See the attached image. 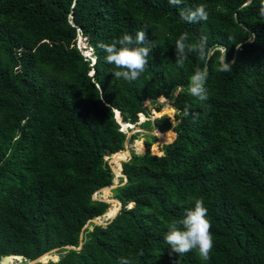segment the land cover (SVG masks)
<instances>
[{"label":"trees","instance_id":"obj_1","mask_svg":"<svg viewBox=\"0 0 264 264\" xmlns=\"http://www.w3.org/2000/svg\"><path fill=\"white\" fill-rule=\"evenodd\" d=\"M260 3L0 0V264H26L56 247L59 259L36 264H118L122 256L131 264H264ZM199 4L207 21L180 18V8ZM137 31L151 49L146 70L117 80L98 43ZM183 32L190 42L206 36V63L194 53L182 68L175 63ZM225 49L231 71L220 72ZM198 66L208 69L206 101L187 91ZM165 102L174 118L161 114ZM127 123L139 129L128 139ZM126 139L127 179L117 175L111 189L122 207L107 224L84 228L111 206L93 196L114 184L109 162L122 157ZM196 199L211 223L208 260L197 250L173 253L163 239ZM81 234L80 248L64 247H79Z\"/></svg>","mask_w":264,"mask_h":264},{"label":"clouds","instance_id":"obj_2","mask_svg":"<svg viewBox=\"0 0 264 264\" xmlns=\"http://www.w3.org/2000/svg\"><path fill=\"white\" fill-rule=\"evenodd\" d=\"M172 6L179 7L183 0H168ZM251 0H249V4ZM258 14L264 18V0H261ZM180 18L187 23H197L208 20V12L204 4L194 7L180 8ZM80 40V39H79ZM147 38L145 31H137L135 37L129 34L122 35L119 39H114L111 43H98V47L105 53V61L114 65L113 76L119 80L125 81L136 80L148 65V59L151 49L147 46ZM220 61L218 71L229 72L231 67L225 62V53ZM207 38L201 35L195 41H189V34L183 32L179 35L175 42V63L179 67H183L189 54H196L201 62L206 63L208 58ZM208 79L207 67H196L193 74L189 77L187 91L191 96L200 101L208 99V93L205 88ZM191 105L185 106V115H189ZM133 125V124H132ZM207 208L204 206L202 199H196L194 206L185 209L184 215L172 221L167 228V232L163 239L170 246L171 252L178 255L186 254L192 250H197L204 260L210 258V252L213 248V237L211 234V223L207 218ZM143 255V253H139ZM118 264H131L127 257H121Z\"/></svg>","mask_w":264,"mask_h":264},{"label":"rangeland","instance_id":"obj_3","mask_svg":"<svg viewBox=\"0 0 264 264\" xmlns=\"http://www.w3.org/2000/svg\"><path fill=\"white\" fill-rule=\"evenodd\" d=\"M166 106H168L170 109H169V111H165V108H166ZM153 106L152 105H149V108L150 109H152V113L154 112V109L152 108ZM161 114H166V115H169V116H171L172 118H174L175 117V109H174V107L172 106V104L170 103V102H165L164 103V108H163V110H162V112H161ZM156 116H158V113H153L152 114V117L154 118V117H156ZM143 117V116H142ZM123 124H121V129L122 130H124L125 132H132V131H137L136 130V128L134 127V125H131L130 123H127V126L125 127V128H123V126H122ZM141 130V129H140ZM141 131H143V132H147V130L145 129V130H141ZM151 133H154V130H152L151 131ZM144 139H145V137H144V135H142L141 137H140V139H139V141L136 143V145L133 147V149L136 151V152H142V150H140V145L142 146V142L144 141ZM160 140L163 142L165 139L164 138H161L160 137ZM141 141V142H140ZM141 143V144H140ZM129 147V146H128ZM125 150V149H124ZM124 150H122V151H124ZM122 153V157H120V156H118L117 154L110 160V164H112V166L114 167L115 166V164H116V162H118L120 165H122V162H121V160H123V159H127L128 158V154H127V152L125 151V152H121ZM120 178V177H119ZM119 178L118 177H115V179H114V183H117V182H119ZM94 196L96 197V198H102V199H113V193H112V191L111 190H108V193L107 194H105L102 190H98V191H96L95 193H94ZM115 207H117V203L116 202H111V206H110V208H109V210L106 212V213H104L103 215H101L100 216V218L102 219V221H104V222H107L109 219H110V217H111V215H110V210H115V209H117V208H115ZM20 262L19 261H17V260H13L12 262H11V264H19Z\"/></svg>","mask_w":264,"mask_h":264},{"label":"water","instance_id":"obj_4","mask_svg":"<svg viewBox=\"0 0 264 264\" xmlns=\"http://www.w3.org/2000/svg\"><path fill=\"white\" fill-rule=\"evenodd\" d=\"M136 130H139V129H136ZM141 130H145V129H141ZM133 132V131H132ZM132 132H128L127 133V139H128V137L130 136V134L132 133ZM126 139V141H125V149L126 150H128V152H129V158H130V156H131V151H130V149H129V147H128V140ZM124 160H126V159H123V160H121V162L122 161H124ZM111 167H112V170H113V172H114V174H115V176L117 177V175L119 176V175H122V177L124 178V182L126 181V175L125 174H123L122 173V165H121V169H120V171H117L113 166H112V164H111ZM117 186V183H114L113 185H110V186H105V187H103V188H101L100 190H103L104 188H107L108 190H111V189H113L114 187H116ZM93 198H95V199H101V200H104V201H108V202H116L117 203V211L114 213V215H112L111 217H110V219H109V221H111L116 215H117V213H118V211L121 209V207H122V203H121V201L120 200H118V199H116V198H113V199H102V198H96L95 196H93ZM133 205V203H130L129 204V206H132ZM99 217V216H98ZM89 222H93V223H95V224H107L108 222H104V221H102V220H100V219H95V218H92V219H90L87 223H86V225L84 226V228L85 227H87L88 225H89ZM80 238H81V241H80V245H79V247H75V246H73V245H65L64 247L66 248V249H76V248H80L81 247V245H82V239H83V234H81L80 235ZM59 249H60V247H56V248H52V249H50V250H48V251H46V252H44L43 254H41L40 256H38L37 258H35V259H33V260H30L29 262H27L26 264H36V263H38V262H47L48 260H54L53 259V255H58V259L62 256V253H59L58 251H59ZM57 259V260H58ZM5 261H6V259H5Z\"/></svg>","mask_w":264,"mask_h":264},{"label":"bare ground","instance_id":"obj_5","mask_svg":"<svg viewBox=\"0 0 264 264\" xmlns=\"http://www.w3.org/2000/svg\"><path fill=\"white\" fill-rule=\"evenodd\" d=\"M126 152H127V154H128V158H129V152H128V150H126ZM127 158V159H128ZM116 169V168H115ZM117 170V169H116ZM118 171V170H117ZM120 177H122V175H119ZM103 190H108L107 188H104ZM117 211V210H116ZM53 258H56V255H53L52 256Z\"/></svg>","mask_w":264,"mask_h":264}]
</instances>
